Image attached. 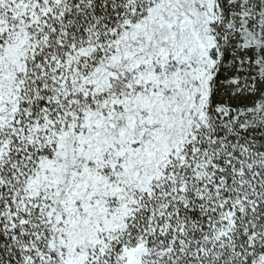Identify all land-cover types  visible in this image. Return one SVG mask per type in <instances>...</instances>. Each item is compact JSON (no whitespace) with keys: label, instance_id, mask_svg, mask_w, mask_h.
<instances>
[{"label":"snow or ice","instance_id":"1","mask_svg":"<svg viewBox=\"0 0 264 264\" xmlns=\"http://www.w3.org/2000/svg\"><path fill=\"white\" fill-rule=\"evenodd\" d=\"M0 264H264V0H0Z\"/></svg>","mask_w":264,"mask_h":264}]
</instances>
